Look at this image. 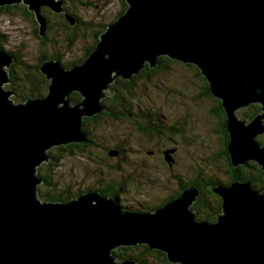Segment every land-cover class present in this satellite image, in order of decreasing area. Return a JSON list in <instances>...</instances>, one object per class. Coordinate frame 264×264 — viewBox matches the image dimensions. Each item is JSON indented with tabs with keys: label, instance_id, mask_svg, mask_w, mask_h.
I'll use <instances>...</instances> for the list:
<instances>
[{
	"label": "water",
	"instance_id": "water-1",
	"mask_svg": "<svg viewBox=\"0 0 264 264\" xmlns=\"http://www.w3.org/2000/svg\"><path fill=\"white\" fill-rule=\"evenodd\" d=\"M64 1L0 0V7L27 6L45 38L49 21L42 9L65 13ZM125 1L128 9L107 26L85 63L71 69L55 59L43 63L40 71L50 81L45 97L15 102L6 88L15 57L0 49V264H137L114 252L138 244L166 252L173 264H264V186L239 180L210 187L222 200L215 222L197 220V186L147 213L125 211L100 191L67 203L39 196V168L50 162L49 151L87 143L85 119L106 110L111 84L157 67L161 57L201 70L227 112L234 166L253 161L264 172L258 142L264 135V0ZM74 92L82 102L72 103ZM252 105L261 107L257 116L238 119Z\"/></svg>",
	"mask_w": 264,
	"mask_h": 264
},
{
	"label": "rangeland",
	"instance_id": "rangeland-1",
	"mask_svg": "<svg viewBox=\"0 0 264 264\" xmlns=\"http://www.w3.org/2000/svg\"><path fill=\"white\" fill-rule=\"evenodd\" d=\"M81 3L89 5L83 6ZM66 6L69 11L75 13L85 23L80 26V29H85L83 32L86 34L87 39L81 38V41L78 40L79 44L75 48L67 50L62 44L61 40L64 38L66 31L60 28V24L58 25L59 20L52 17L55 20L54 30L58 33V37H55L53 33L47 34L50 40L53 37L58 38V44L52 42L51 45L50 41L44 45L41 42L43 38L38 36L40 40L36 36L37 25L28 19L23 11L15 9L7 15L0 16V34L2 35L0 39L4 50L18 54L22 62L32 67L38 64L42 55L47 54L49 49H54L57 54L62 56V62H72L81 58L85 48L90 44L89 34L103 24L108 26L114 23L122 10L121 0H73V2L67 3ZM170 66L171 73L167 75L168 81L161 84L158 92H152L150 98L152 102L149 99H144L143 104L140 103L141 108L145 109L147 107L149 109L148 107L153 103L155 107L157 106L163 110L159 115H166L167 119L175 124L176 129H179L181 125L185 127L184 135H177L171 139L179 149L177 170L187 182L194 178L196 173L193 172L197 167L201 169V175L203 173L202 176L205 178H213L219 181L211 187L225 185L224 182L228 183L227 173L225 172L226 163L216 156L219 146L218 138L214 132L216 118L212 112L217 104L215 98L210 99L201 96L203 82L195 76L192 69L174 64ZM16 72L18 78H24L27 74V71H21L20 67L16 68ZM246 109L243 108L236 113L239 116L238 119H243L242 114ZM162 121L164 123L165 118H162ZM90 126L94 135L97 134L94 136L95 142L99 140L103 143L99 142L98 147L92 146L93 148H88L86 152L94 153L103 163H110L116 167L120 163L113 162L114 159L111 157L109 159L107 152L121 149L124 156L122 165H120L121 173L112 172L110 174L102 167L96 166V163L91 161L89 157L75 154L66 156L59 162L53 176L55 183L62 187L70 186L75 192L88 187L103 189L104 185L108 184L105 176L120 183L128 180L131 176L134 182H131L129 188H124L125 196H122L121 200L127 201L126 204L132 206L139 213H147L153 207L157 208V203H160L164 197L173 194L175 189L170 182L171 177L170 179L167 178L170 175L163 164L165 161H162L159 154H157L158 149L167 145L165 138L153 143H145L140 139L142 136L136 133L132 122H120L114 124V128L111 129L102 124L96 127ZM153 144L157 147H154ZM150 150L155 151L154 156L150 155ZM110 155L114 156L115 152L110 153ZM171 156L172 154L169 153L170 162L172 163ZM140 168L146 170L141 172ZM187 182L183 181V183ZM225 186H229V184ZM185 189L187 188L185 187ZM147 198L150 199V202ZM208 207V204L204 205L205 210Z\"/></svg>",
	"mask_w": 264,
	"mask_h": 264
},
{
	"label": "trees",
	"instance_id": "trees-1",
	"mask_svg": "<svg viewBox=\"0 0 264 264\" xmlns=\"http://www.w3.org/2000/svg\"><path fill=\"white\" fill-rule=\"evenodd\" d=\"M67 3L73 2V0H66ZM122 2V10L120 11L119 17L123 15L126 10L128 9V4H126L125 0H121ZM83 6H88L89 4H83ZM67 7V6H65ZM21 10L23 11V14L30 19L35 25H37L36 28V36H39L40 32V25L38 21L35 19V15L33 12H30L28 10V7L21 4V5H14V6H3L0 7V16L7 15L13 10ZM69 13H60L55 14L51 11L50 8H43L42 13L49 21V30L47 34L53 33L55 37H58V33L54 30V22L57 19L59 20L58 25L60 24V28L63 31H66L64 33V38H62V44L65 46V49L71 50L75 48L79 43L78 40L81 41V38H85L86 34H84L85 29H80V26H83L85 23L81 18H78V16L73 13L72 11H69ZM51 15V16H50ZM53 17V19H52ZM118 17V18H119ZM72 18L75 21V24L72 25L70 22V19ZM117 18V20H118ZM107 26L102 25L97 28V30H93L90 35V44L88 47L85 48L84 53L81 58L75 59L72 62H62L63 58L57 52L54 51V49H49L47 54L42 55L41 59L39 60L38 64L35 66H28L24 62H22L21 57L16 54L12 53L15 57V63L12 65L10 69V76H11V84H9L7 87L8 90H12L14 92L13 99L15 102H25L29 98H36V97H45L48 94V87L50 85V81L46 79V77L41 73L40 69L44 62L49 60H58L60 61L63 66L66 69H71L74 66L82 65L85 63V61L88 59V57L91 55V53L96 49L98 43L100 42L101 35L106 31ZM54 30V31H53ZM41 40V42L45 45L51 41L56 42L58 44L59 39L54 38L49 39L47 36ZM2 35L0 34V38ZM2 40L0 39V49L4 50L2 44ZM51 47V46H50ZM5 51V50H4ZM8 52V51H6ZM171 64L178 65L181 67L187 66L188 68L192 69L194 71V74L197 78H200V80L203 82V88L201 96L203 98H215L211 93V86L207 80V78L202 74L201 70L195 66V65H186L183 63L176 62L174 60L169 59L168 57H161L159 58V64L155 68H150L148 65L146 68L142 69L139 74L134 75L129 80H124L123 78H118L112 85H111V92L106 93V98L103 99L102 103L105 107V111L101 112L100 114L92 117V118H86L85 119V126H84V132L86 133L87 137V143L84 144H70L67 146H61L58 148L52 149L50 154V162L48 164H44L39 168V176L43 180V184L39 187V196L41 197L42 201H48V202H54V203H67L71 200L79 197L85 192H92V191H100L104 196L106 197H113L115 198L121 205V207L128 212H136L132 206L127 205V201L124 202L121 200L122 196H125L124 188L130 187L131 182H134L133 178L130 176L128 180L124 182H117L116 180H113L112 178L105 176L106 181L108 184L104 185L103 189H93L92 187H88L84 190L79 189L73 192V188L70 186L62 187L61 185H58V183H55L53 180L54 171L57 168L59 162L63 160L66 156H72V155H81L85 157H89L91 161L96 163V166L102 167L105 171L108 173H121L120 165H122V161L124 159V156L122 155V151H112L110 150L107 152V156L110 159L113 158V162H118L120 165H117L116 167L112 164H105L102 161L99 160L97 155L94 153H88V148L98 147L97 144L100 142L101 144L103 142L99 141L95 142L94 140V132L91 130V126L94 127L99 126V124L106 125L108 127L114 128V124L120 123V122H132L133 127L135 126L136 133L139 136H142L140 139L143 140L145 143H153L155 141H158L162 138H165L167 141V145L169 147H175V143L173 139H171L174 136L177 135H184L185 130L184 129H176L175 130H167L166 128L161 127L163 121L162 116L153 113V108H155L154 104L150 105L147 109L141 108V105L143 104L144 99H149L152 97V92H158L160 90L161 84L166 83L168 81V76L171 73ZM20 67L21 71H27V74L25 77H19L17 76L16 68ZM158 82L157 84H155ZM70 100L73 104H77L82 102V96L78 92H74L70 95ZM151 101V100H150ZM216 105L213 108L212 112L215 115L216 118V127H215V135L218 138V151L216 156L220 160H224L226 163V171L229 173L227 175L228 183L226 182H220L223 184H229L236 181H245L250 182L251 185L255 189H259V187L264 186V172L262 168L255 162L250 161L247 162L245 165H241L238 167H235L232 161V157L229 152V145L231 142L230 133L228 130V124L229 119L226 110L224 109L223 103L220 99L215 98ZM152 102V101H151ZM141 103V105H140ZM260 105H252L251 107L247 108L243 111L242 118L246 122H250L253 120L257 114L260 112ZM157 115V117H156ZM147 121L151 124H154L155 128L152 130V132L142 128L141 121ZM182 124V123H181ZM183 126V125H181ZM184 127V126H183ZM140 129V130H139ZM147 131V132H144ZM150 132V133H149ZM100 137V136H99ZM144 137V139H143ZM102 140V139H101ZM258 142L264 146V136H261L258 138ZM93 146V147H92ZM165 146V147H166ZM114 156H111L110 153H114ZM166 153V152H165ZM120 156V157H119ZM164 158L166 159V154H164ZM165 165L171 166L172 164L169 163L167 160ZM141 169V168H140ZM167 169V168H166ZM146 169H141V172H143ZM168 171V170H167ZM169 173V172H168ZM193 173H196L194 178H192L187 185L186 188L190 186H197L201 189L202 195L199 197L198 201L194 204L193 210L196 212V218L199 221H209V222H215L217 220V214L221 213L222 211V200L218 195L213 194L210 191L211 185H214L218 183L219 181L214 180L213 178H205L202 173L201 175V169L195 168V171ZM175 179L178 178L176 173H171ZM170 175V174H169ZM171 175L167 178L170 179ZM194 179V180H193ZM120 183V184H119ZM176 184V183H175ZM123 189V190H122ZM184 188L181 189V191ZM175 191H177V188H175ZM174 191V192H175ZM178 192L177 195L183 192ZM184 191V190H183ZM176 195V196H177ZM176 196L174 198H176ZM169 198V197H168ZM174 198H170L169 201H166L163 207L166 206L169 202H171ZM145 201H149L150 199L147 198L144 199ZM209 205L208 209L205 210L204 205ZM150 209V208H149ZM114 255L117 256L118 260H133L136 261L137 264H173L169 256L166 252H163L158 249H151L148 244H138L137 246H129V247H120L114 252Z\"/></svg>",
	"mask_w": 264,
	"mask_h": 264
},
{
	"label": "flooded vegetation",
	"instance_id": "flooded-vegetation-1",
	"mask_svg": "<svg viewBox=\"0 0 264 264\" xmlns=\"http://www.w3.org/2000/svg\"><path fill=\"white\" fill-rule=\"evenodd\" d=\"M66 1V0H65ZM64 1V9H65V12H67V13H69L68 12V9L65 7L66 6V2ZM206 98V97H205ZM153 110V113L152 114H160L161 113V111H163V110H161L160 108H158L157 106L155 107V108H153L152 109ZM157 115H156V117H157ZM162 118H165V122L164 123H162V125H161V127H163V128H166L168 131L169 130H175V124L172 122H170L168 119H167V117H166V115H162ZM142 123L141 124H143L142 125V128H144V129H146L147 128V130L149 129V131L150 132H152V130H154L153 128H155L154 126V124H151V123H149V122H147V121H141ZM183 124V123H182ZM180 129H184L185 130V127H183V126H180ZM140 130V129H139ZM144 132H147V131H144ZM149 132V133H150ZM154 145V144H153ZM147 147V146H146ZM154 147H157L156 145H154ZM168 150H172L173 151V153H172V165L171 166H168V165H165V167L167 168V170H168V172H169V174L171 175V180H170V182H171V184H173L174 185V189L175 188H177V191L178 192H180L181 191V189L182 188H184L185 189V187H187V185L190 183L189 181L187 182V180L186 179H184L182 176L183 175H180L181 173L177 170V164H178V154H179V149L175 146L174 148L173 147H169V146H167V147H164V148H160V149H158V152H157V154H159V156H160V158H161V160L162 161H164V154H165V152L166 151H168ZM150 155L151 156H154L155 155V151L154 150H150ZM166 160V159H165ZM166 162V161H165ZM143 169V168H142ZM226 173H227V175L229 174L227 171H225ZM171 173H176L177 174V176H178V178L177 179H175V177L171 174ZM175 175V174H174ZM229 176V175H228ZM183 181L184 182H187V183H183ZM176 183V184H175ZM183 189V190H184ZM183 190H182V192H183ZM178 192H173V194H171V195H169V196H166V197H164L161 201H160V203H157L156 204V206H158L157 208H155V207H153L151 210H155V209H159V208H161V207H163L162 205H164L165 203H166V201H169V199L172 197V198H174L176 195H177V193ZM180 195V194H179ZM179 195H177L176 196V198L177 197H179ZM169 197V198H168ZM176 198H174V199H176ZM173 199V200H174ZM172 200V201H173ZM150 210V211H151Z\"/></svg>",
	"mask_w": 264,
	"mask_h": 264
},
{
	"label": "bare ground",
	"instance_id": "bare-ground-1",
	"mask_svg": "<svg viewBox=\"0 0 264 264\" xmlns=\"http://www.w3.org/2000/svg\"><path fill=\"white\" fill-rule=\"evenodd\" d=\"M218 215V214H217Z\"/></svg>",
	"mask_w": 264,
	"mask_h": 264
}]
</instances>
